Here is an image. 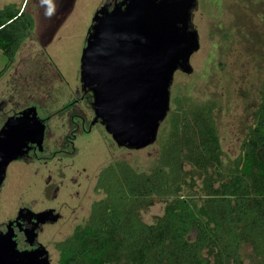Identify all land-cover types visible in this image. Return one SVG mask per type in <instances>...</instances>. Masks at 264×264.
Masks as SVG:
<instances>
[{"label":"rangeland","instance_id":"1","mask_svg":"<svg viewBox=\"0 0 264 264\" xmlns=\"http://www.w3.org/2000/svg\"><path fill=\"white\" fill-rule=\"evenodd\" d=\"M103 2L0 0V9L15 3L35 19V28L23 43L15 63L0 78V105L5 103L0 109V129L9 116L16 115L13 113L36 104L41 105L38 109L41 118L55 113L48 123L56 138L76 128L75 116L84 115L86 107L81 102L75 103L83 92L82 57L96 11ZM191 27L198 33L200 47L189 58L191 72L180 68L174 72L169 111L153 144L141 149L119 146L105 125L78 135L77 167L82 173L86 168L83 179L86 174L89 178L83 184V204L76 218L68 220L58 238H66L76 225L86 224L92 204L104 198L103 192L96 190L103 168L128 162L139 172H150L159 165L162 151L174 138L178 99L185 103L186 109L195 104H214L223 149L222 171L227 172L233 166L264 93V0H198L197 8L191 12ZM6 64L0 50V71ZM41 76L48 78L43 81ZM63 108L64 113L59 114L57 111ZM35 169L17 160L10 164L0 190V220L13 217L22 204L33 202L38 207L47 202L41 185L46 175L41 172L35 177ZM184 169L187 176L182 193H203L204 175L187 163ZM74 173L76 168L72 170ZM170 200L155 197L151 206L140 210L141 217L149 224L155 223ZM241 253L245 264H256L250 245ZM56 254L57 261L59 253Z\"/></svg>","mask_w":264,"mask_h":264},{"label":"trees","instance_id":"2","mask_svg":"<svg viewBox=\"0 0 264 264\" xmlns=\"http://www.w3.org/2000/svg\"><path fill=\"white\" fill-rule=\"evenodd\" d=\"M34 28V17L21 6L0 9V50L7 59L0 78ZM184 104L178 99L174 138L158 166L139 172L117 162L102 169L96 190L105 196L92 204L88 222L59 243V264H245L246 245L256 264H264V93L227 172L214 104ZM186 163L204 175L203 193H182ZM155 197L171 200L149 224L140 210Z\"/></svg>","mask_w":264,"mask_h":264},{"label":"water","instance_id":"3","mask_svg":"<svg viewBox=\"0 0 264 264\" xmlns=\"http://www.w3.org/2000/svg\"><path fill=\"white\" fill-rule=\"evenodd\" d=\"M197 4L124 0L111 11H96L82 57L83 89L93 95L95 121L119 146L141 149L156 141L169 111L174 72H191L189 58L200 47L191 27ZM45 131L36 106L7 118L0 129V190L10 164L28 153L30 144L43 149ZM13 235L0 234V263L9 262L14 250L1 247H15Z\"/></svg>","mask_w":264,"mask_h":264},{"label":"flooded vegetation","instance_id":"4","mask_svg":"<svg viewBox=\"0 0 264 264\" xmlns=\"http://www.w3.org/2000/svg\"><path fill=\"white\" fill-rule=\"evenodd\" d=\"M123 1L104 0L100 9L111 11L116 4H121ZM41 77L43 81L48 78L47 76ZM42 80L41 84L43 83ZM92 101V93L83 89L75 103L81 102L82 105H86V107L83 105L84 115L75 116L78 119L76 128L70 129L64 137L56 138L55 130L53 134L50 133L52 129H50L48 120L55 113L46 114L45 118L39 116L46 124L43 149H40L37 144H30L28 153L17 161L36 168L34 176L37 178L41 172L45 173L46 177L41 180L43 183L41 185H43V193H46L47 202H41L38 207L33 202L22 204L13 217L0 220V234L4 235L11 230L15 241V247H1L4 250L10 248L14 251L7 256L9 262H1L0 264H59V258L56 261V253H59L58 245L69 236L66 238L58 237L62 235V228L68 220L76 218V214L83 204V184L89 178V175L86 174L83 179L86 168L82 173L77 167L75 154H77L78 147L76 146V139L79 134L90 133L94 127L103 125L100 120L95 121ZM35 106L37 110L41 108L39 104ZM72 106L73 103L66 108ZM92 109L94 114H92ZM64 110L63 108L60 110L61 112H57L59 114L64 113ZM20 112L13 114L17 115ZM87 122L88 126L86 127ZM80 130L81 133H79ZM73 168H76L77 173L72 174ZM39 213L42 214L36 215ZM78 226L80 225L75 226L73 233Z\"/></svg>","mask_w":264,"mask_h":264},{"label":"clouds","instance_id":"5","mask_svg":"<svg viewBox=\"0 0 264 264\" xmlns=\"http://www.w3.org/2000/svg\"><path fill=\"white\" fill-rule=\"evenodd\" d=\"M54 10V9H53Z\"/></svg>","mask_w":264,"mask_h":264}]
</instances>
